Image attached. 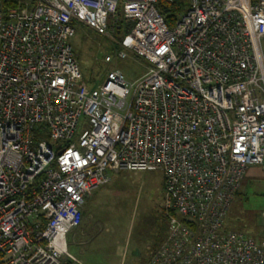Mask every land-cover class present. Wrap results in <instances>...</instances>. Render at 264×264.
I'll use <instances>...</instances> for the list:
<instances>
[{"label":"built area","instance_id":"1","mask_svg":"<svg viewBox=\"0 0 264 264\" xmlns=\"http://www.w3.org/2000/svg\"><path fill=\"white\" fill-rule=\"evenodd\" d=\"M158 3L0 0V264L77 263L67 237L123 171L163 177L167 235L144 264H264V235L224 229L248 168L264 173V0H190L171 27ZM80 26L115 48L105 63L148 71L84 85Z\"/></svg>","mask_w":264,"mask_h":264},{"label":"rangeland","instance_id":"2","mask_svg":"<svg viewBox=\"0 0 264 264\" xmlns=\"http://www.w3.org/2000/svg\"><path fill=\"white\" fill-rule=\"evenodd\" d=\"M183 1L189 3L190 0ZM111 23L115 25L112 20ZM72 44L85 80L90 82L88 86L102 84L106 73L114 69L121 70L128 82H134L150 67L133 55L105 63L104 56L109 54L110 44L83 26L77 28ZM87 128L82 120L78 135ZM111 175L110 183L97 189L99 195L88 210L94 219L85 217L83 210L81 226L67 237L68 252L78 264H141L142 261L144 264L166 236L162 173L123 171ZM263 213L264 173L258 167H250L239 195L232 201L225 229L263 237ZM83 231L86 236H82ZM83 239L88 243L80 246ZM65 262L69 261L63 259V264Z\"/></svg>","mask_w":264,"mask_h":264},{"label":"trees","instance_id":"3","mask_svg":"<svg viewBox=\"0 0 264 264\" xmlns=\"http://www.w3.org/2000/svg\"><path fill=\"white\" fill-rule=\"evenodd\" d=\"M1 1H2V4H3L4 10H8L9 8L16 7L18 5L19 1H32V0H1ZM187 7H188V2H185L183 0H174V2H172V3H170V2H168L166 0H159V3L157 5V8H158L160 14L164 17L166 23L170 27L175 23V21L178 19L180 14L187 9ZM110 27L115 29V35L119 36V37H121V36L124 37V35H126L129 32V29H130V26L125 25V23L121 19H119V21L113 26H112V23H111ZM114 49L115 48H112V49L108 48V51H113ZM76 56H77V59H78L77 53H76ZM83 77H84V75H83ZM89 83L90 82L86 81L85 77H84V85L88 86ZM91 87H93V86L91 85ZM115 174H118V173H115ZM239 191L237 192L235 197L237 195H239ZM227 217H228V215H227ZM225 228L226 227H225V224H224V229ZM225 230H227V229H225ZM166 235H167V233H166ZM165 237H164V239H165ZM254 238L258 239V240H261L263 237H258V236L256 237V235H254ZM161 242L159 243V245L161 244ZM69 262H65V264H72V262H70V263Z\"/></svg>","mask_w":264,"mask_h":264},{"label":"crops","instance_id":"4","mask_svg":"<svg viewBox=\"0 0 264 264\" xmlns=\"http://www.w3.org/2000/svg\"><path fill=\"white\" fill-rule=\"evenodd\" d=\"M100 189V188H99ZM98 189V190H99ZM99 195V192L97 191V190H95L94 192H93V194H92V196L86 201V203H85V205H84V207H83V210H84V213H85V217H89V216H91L92 218H93V213L91 212V210L90 211H88L89 209H90V206H91V203H92V201L96 198V196H98ZM94 219V218H93ZM82 224V223H81ZM81 226V225H80ZM79 226V227H80ZM78 227V228H79ZM82 236H86V231H83V235ZM88 238V237H87ZM88 243V241L86 240V239H83V240H81V242H80V246H84L85 244H87ZM73 256V255H72ZM74 257V256H73ZM75 258V257H74ZM76 259V258H75ZM77 260V259H76ZM66 261H69V260H66ZM78 260H77V263H72V264H78ZM141 264H143V261H142V263Z\"/></svg>","mask_w":264,"mask_h":264}]
</instances>
